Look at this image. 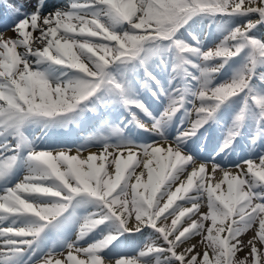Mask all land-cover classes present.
I'll use <instances>...</instances> for the list:
<instances>
[{"label": "snow or ice", "instance_id": "6c2138e0", "mask_svg": "<svg viewBox=\"0 0 264 264\" xmlns=\"http://www.w3.org/2000/svg\"><path fill=\"white\" fill-rule=\"evenodd\" d=\"M2 7L0 264H264V0Z\"/></svg>", "mask_w": 264, "mask_h": 264}, {"label": "bare ground", "instance_id": "6f19581e", "mask_svg": "<svg viewBox=\"0 0 264 264\" xmlns=\"http://www.w3.org/2000/svg\"><path fill=\"white\" fill-rule=\"evenodd\" d=\"M1 26H2V24H1ZM201 31H203L205 35L208 34V30L207 29H204V30H201ZM6 35L11 36L12 33L10 31H8V32H6ZM209 137H210V147H211V146H213L215 144L216 135L214 133H209ZM241 146H242V143H240L237 148H240ZM244 147H247V148L250 149V145H248V144L246 145L245 144V141H244ZM93 150H95V149H93ZM257 150H258V148L255 151H251V152L252 153H255ZM201 155H204V154L202 153ZM234 155L233 156L236 157V158L228 157V162L238 161L239 160L238 154L235 153ZM129 245H135V244L134 243H129L128 246H127V248H129Z\"/></svg>", "mask_w": 264, "mask_h": 264}, {"label": "rangeland", "instance_id": "374dc122", "mask_svg": "<svg viewBox=\"0 0 264 264\" xmlns=\"http://www.w3.org/2000/svg\"><path fill=\"white\" fill-rule=\"evenodd\" d=\"M248 150H250V149H248ZM249 155V154H248ZM248 237H247V235H245V236H243V237H241V239H243V240H246ZM198 239V238H197ZM195 242V241H194ZM135 248V247H134ZM134 248H132L131 250H129V254H131V253H133V251H134ZM239 255H243V253H240Z\"/></svg>", "mask_w": 264, "mask_h": 264}]
</instances>
